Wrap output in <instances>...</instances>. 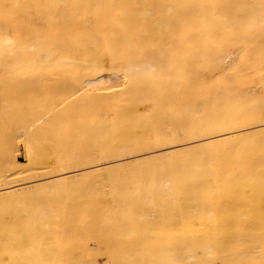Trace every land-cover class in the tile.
<instances>
[{
    "label": "bare ground",
    "instance_id": "1",
    "mask_svg": "<svg viewBox=\"0 0 264 264\" xmlns=\"http://www.w3.org/2000/svg\"><path fill=\"white\" fill-rule=\"evenodd\" d=\"M260 122L264 0H0V264H264Z\"/></svg>",
    "mask_w": 264,
    "mask_h": 264
},
{
    "label": "rangeland",
    "instance_id": "2",
    "mask_svg": "<svg viewBox=\"0 0 264 264\" xmlns=\"http://www.w3.org/2000/svg\"><path fill=\"white\" fill-rule=\"evenodd\" d=\"M263 125H264V122H260L258 124L251 125L250 127L251 128H254V127L261 128L260 126H263ZM248 127H244V128H248ZM220 134H222V132L216 133L214 135L213 134L209 135L208 137H203V138L200 137V139H206V138H210V137L212 138V137H215V136L220 135ZM188 139H189V142H194V141L200 140L199 137H196V135H190ZM186 142H188V141H186ZM186 142H184V143H186ZM163 148H165V147H163ZM149 152H151V151L150 150L144 151V152H142L141 155L148 154ZM136 154H138L137 156H140V153H133V155H132V153H129L128 155H123L122 157L115 158L113 160L125 159V157H126V159L132 158V157H134V155L136 156ZM17 160H18V165L21 167V171L19 173L10 172L4 178L0 179V191H4L5 188L9 189V188L16 186V185H19V184H21V185H23L25 183H34L35 184V183H39V181L40 182H44L46 180L51 181V180L56 179L55 176L58 177V175L63 173V171H61V170L64 167H60V166L55 167V168L43 167V168H38L34 171H27L29 167L26 165L25 158H24V155L22 153V149H20V148L17 152ZM86 168L90 169L91 167L87 166ZM92 170L93 169H90V171H92ZM48 178L49 179L51 178V180H49ZM7 185H9V186H7ZM89 247H90V249L92 248V250H94L93 259H92L93 263L94 264H104L105 263V257L101 255L102 252L104 251L103 246L99 245V244L94 245V243L93 244L90 243ZM76 253H77V256H76ZM78 254H79L78 251H73L72 252L73 259L75 261H81L83 264H85L87 262L88 258L83 257L80 254L79 255ZM88 262H89V260H88ZM88 262L86 264H88Z\"/></svg>",
    "mask_w": 264,
    "mask_h": 264
}]
</instances>
